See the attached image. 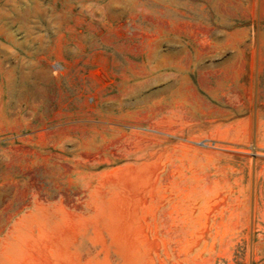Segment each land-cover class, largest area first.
I'll use <instances>...</instances> for the list:
<instances>
[{"label": "rangeland", "instance_id": "1", "mask_svg": "<svg viewBox=\"0 0 264 264\" xmlns=\"http://www.w3.org/2000/svg\"><path fill=\"white\" fill-rule=\"evenodd\" d=\"M0 264H264V0H0Z\"/></svg>", "mask_w": 264, "mask_h": 264}]
</instances>
